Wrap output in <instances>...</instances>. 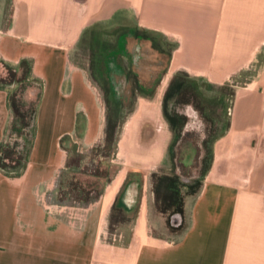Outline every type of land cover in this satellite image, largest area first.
Wrapping results in <instances>:
<instances>
[{
    "label": "crops",
    "instance_id": "1",
    "mask_svg": "<svg viewBox=\"0 0 264 264\" xmlns=\"http://www.w3.org/2000/svg\"><path fill=\"white\" fill-rule=\"evenodd\" d=\"M122 13L167 40L166 71L234 88L228 125L200 186L183 198L178 227L156 207L152 174L169 168L171 137L157 109L142 111L153 101L144 95L120 136L134 156L114 161L120 167L93 201L58 200L65 144L94 148L106 124L97 89L70 55L88 28ZM151 58L154 72L160 55ZM0 60L28 62L43 84L25 166L0 169V230L13 204L0 264H46L37 237L63 244L48 264H264V0H6ZM7 94L0 89V143L11 121ZM109 227L119 236L105 242ZM82 249L89 256L79 260Z\"/></svg>",
    "mask_w": 264,
    "mask_h": 264
},
{
    "label": "flooded vegetation",
    "instance_id": "2",
    "mask_svg": "<svg viewBox=\"0 0 264 264\" xmlns=\"http://www.w3.org/2000/svg\"><path fill=\"white\" fill-rule=\"evenodd\" d=\"M103 49L98 55V65L91 67V72L98 94L101 92L106 122L105 136L106 132L121 130L136 110L140 95H157L166 75V66L161 67L159 61L155 65L157 69L149 71L151 57L160 55L163 50L154 40L142 34L125 32L116 38L113 45L108 44ZM185 75L181 79L176 74L166 81L165 88L160 92L161 99L157 109L171 137L167 148L171 169L154 174L175 180L168 192H179L180 185L187 190H196L200 186L211 162L212 144L220 135H215L216 120L209 118L207 102L193 83L196 80L186 73ZM231 105L232 99L228 116ZM174 214L178 213L172 212L169 217Z\"/></svg>",
    "mask_w": 264,
    "mask_h": 264
},
{
    "label": "rangeland",
    "instance_id": "3",
    "mask_svg": "<svg viewBox=\"0 0 264 264\" xmlns=\"http://www.w3.org/2000/svg\"><path fill=\"white\" fill-rule=\"evenodd\" d=\"M4 1L6 0H0V6ZM136 25L137 24L135 20L128 13H122L119 17L113 19L112 21L99 23L90 27L86 34H84L83 38L80 40L76 48L72 51L70 55L71 61L86 73L88 80L97 89L98 92L99 90L94 81L95 78L93 73L91 72V67H94V65H98V55L103 52V47H106V45L108 44L113 45L116 38L125 32L142 34L144 37H149L150 40H154L163 50V53H160L161 67L166 66L168 55L171 50L170 44L160 34L140 30ZM143 47L145 50V45ZM176 74L177 77H180L181 79H184V77H186L185 73L170 72L169 70H167L164 80L159 87L157 95H150L153 101H150L149 103L138 102L136 108L139 107V104L145 103L142 107V111L153 112L154 109H158L159 101L161 99L160 92L165 88L166 81L168 82L171 77H175ZM188 77L190 76L188 75ZM195 80L196 81H194L193 83L196 84L198 92L202 95L204 101L207 102V106L209 107V118H213L214 120H216L217 126L215 135L217 136L221 134L227 126L228 107L230 100L232 99L231 96L234 94V88L228 85L218 86L205 83L200 79ZM99 94L101 97V92ZM128 120H126L125 124L121 127V130L112 132L113 134L110 141H106L105 135L102 143L94 146V148L88 150H80L76 148L74 144H65L68 155V163H71L76 167L73 181L77 184L78 188L80 189V191L82 190L83 193H80V195H82L81 201L74 200L73 198H67L60 201H63L66 205L71 206L86 205L85 193L89 192L90 197L95 198L98 194H100L105 183L108 182L110 178L114 176V174H116L120 166L119 164H115L114 161L127 163L128 160H130L131 157L134 156L133 153L135 152L129 151L127 148L121 150L122 137L120 139V136L126 133L129 129ZM8 122L6 124V128ZM5 132L6 135L4 138V143L2 144V148H8L9 150L14 151V156H16L17 158L21 157L23 161V159H25L26 157V152L32 138V128L29 127L28 129H26L24 134L21 136L11 132L10 129ZM165 163L168 167L169 161L167 160ZM168 169H171L170 165L169 168H163L162 171H168ZM4 170L5 172H19L21 169H19L18 171H9V169L6 168ZM158 173H161L160 169H158ZM68 177L71 178L70 175H68ZM189 191L190 190L185 189V187H183L182 185L179 186V193L182 198H184V196L187 195ZM12 206V202L8 200L5 205L6 223L5 226L0 230L1 234H10L9 227L11 226L12 222L10 218V211ZM150 222H154L152 217L150 218ZM103 235L105 236L104 241L108 242L109 240L114 239L116 235L119 236V233L113 228L109 227L108 234H106L105 232V234ZM14 237L16 239L18 238L17 235H14ZM39 243L43 244V248L45 246V248L47 249V255L45 256L44 260L46 264H48L47 262L51 259H57L60 254V249H63V244L49 241L46 238L41 240L39 239V237H37L35 245ZM86 253L87 251L85 249H82L78 254L79 260H82V257L86 255ZM86 256H89V254Z\"/></svg>",
    "mask_w": 264,
    "mask_h": 264
},
{
    "label": "trees",
    "instance_id": "4",
    "mask_svg": "<svg viewBox=\"0 0 264 264\" xmlns=\"http://www.w3.org/2000/svg\"><path fill=\"white\" fill-rule=\"evenodd\" d=\"M88 30L89 28L84 34H86ZM42 88V81L33 76L31 65L28 62L22 61L18 67H14L0 60V89L7 90V104L11 115L8 129L16 135L21 136L26 129L29 127L32 128V138L23 161L21 157L17 158L14 156V151L8 148H2L4 141L0 143V169L2 171H5L4 169L6 168H8L9 171H18L19 169L22 170L25 166L32 146L34 122ZM112 134L111 132H106V141L111 140ZM66 168L67 170L62 175L60 181L59 200L73 198L74 200L81 201L82 195H80V193L83 192L82 190L80 191L77 184L73 181L76 167L67 162ZM68 175H70L71 178H69ZM152 183L158 211L166 215L167 218H169L172 212L181 213L183 204L182 196L178 190L171 192L167 191L174 186L175 180L163 175L153 174ZM194 192L195 189L190 190L188 194ZM85 196L86 204L96 198H91L89 192L85 193ZM171 229L174 230L173 228Z\"/></svg>",
    "mask_w": 264,
    "mask_h": 264
},
{
    "label": "water",
    "instance_id": "5",
    "mask_svg": "<svg viewBox=\"0 0 264 264\" xmlns=\"http://www.w3.org/2000/svg\"><path fill=\"white\" fill-rule=\"evenodd\" d=\"M181 223V215L180 214H174L170 217L169 224L171 227H178Z\"/></svg>",
    "mask_w": 264,
    "mask_h": 264
}]
</instances>
